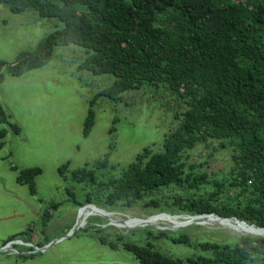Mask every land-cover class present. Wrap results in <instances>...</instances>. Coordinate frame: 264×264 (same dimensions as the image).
<instances>
[{"label":"trees","instance_id":"1","mask_svg":"<svg viewBox=\"0 0 264 264\" xmlns=\"http://www.w3.org/2000/svg\"><path fill=\"white\" fill-rule=\"evenodd\" d=\"M0 5L12 14L32 12L58 23L33 50L19 52L10 64L0 61V83L4 73L21 77L45 66L56 47L74 46L85 54L80 70L113 77L96 98L121 102L127 96L130 102L138 93L172 112L175 125L157 151L144 147L126 166L111 164L108 154L70 173L67 164L60 166L59 175L83 192L68 191L74 206L142 207L212 220L216 217L201 215H215L264 229V0H0ZM94 103L95 98L89 101L84 137L94 126ZM0 124L20 133L1 105ZM5 134L0 130V139ZM198 145L230 152L225 180L187 164L186 153ZM11 170L17 184L36 196L40 169ZM55 207L44 210L43 225ZM86 232L110 250L129 252L138 264H264L263 237L219 244L194 242L184 231ZM17 238L31 241L23 231L2 246ZM165 240L198 253L173 257L157 245Z\"/></svg>","mask_w":264,"mask_h":264},{"label":"rangeland","instance_id":"2","mask_svg":"<svg viewBox=\"0 0 264 264\" xmlns=\"http://www.w3.org/2000/svg\"><path fill=\"white\" fill-rule=\"evenodd\" d=\"M56 25L55 19H42L32 12L12 14L5 5H0V61L10 64L19 52L33 50ZM84 58V51L78 47H56L43 67L21 77L4 73L0 105L20 133L14 134L8 125L0 124V130H6L0 139L3 143L0 148V249L1 241L17 232L29 231L32 240L22 239L28 246H15L16 254L0 251V264H138L129 252H112L91 239L86 231L94 228L123 234L144 229L184 231L194 242L205 240L219 244L234 242L243 236L259 237L254 233L236 232L247 226L231 220L220 222V226L188 223L191 216L158 213L142 207L105 211L94 205L74 206L68 191L83 192L80 186L59 175L60 166L67 164L66 172L70 173L106 154L111 164L126 166L144 147L157 151L164 134L175 125L172 112L150 100L148 95L137 93L130 102L127 96H122L121 102L96 98L113 77L93 76L80 70ZM93 98L94 126L84 137L83 124ZM209 148L198 145L188 151L187 164H196L197 171L206 172L210 178L225 180L232 167L231 154ZM209 153L213 155L210 157ZM11 166L18 170L40 169L34 179L36 196H31L25 185L17 184V172ZM172 194L173 190L168 191L167 199ZM52 204L56 207L43 225L42 213ZM148 222L151 224L143 225ZM70 233L69 238L42 253L23 255L31 248L29 245L42 248ZM157 245L162 252L178 258L198 253L193 247L166 240Z\"/></svg>","mask_w":264,"mask_h":264},{"label":"bare ground","instance_id":"3","mask_svg":"<svg viewBox=\"0 0 264 264\" xmlns=\"http://www.w3.org/2000/svg\"><path fill=\"white\" fill-rule=\"evenodd\" d=\"M203 216H208V215H203ZM104 218H107V217H105V216H103ZM209 217H215V216H209ZM192 218H194V217H191L190 218V220H188L187 222L188 223H194V222H205V223H208V224H217V225H220V226H222V224L220 223V221L218 220V219H216V218H213L215 221H211L210 219H207V218H203V217H196V218H194V219H192ZM221 220H226V219H221ZM226 221H230V220H226ZM149 224H151V223H145V224H143V225H149ZM238 225H245V224H238ZM245 226H247V227H250V228H252V229H248L247 227L246 228H243V229H241V230H238V231H236V232H239V233H241V234H249V233H254L256 236H259V237H263L264 236V230H262V229H259V230H257L255 227H253V226H248V225H245Z\"/></svg>","mask_w":264,"mask_h":264},{"label":"built area","instance_id":"4","mask_svg":"<svg viewBox=\"0 0 264 264\" xmlns=\"http://www.w3.org/2000/svg\"><path fill=\"white\" fill-rule=\"evenodd\" d=\"M28 244H31V243H28ZM15 246H23V247H26L28 246L26 243H24V241L22 239H13V240H10L8 241L4 246L1 247L2 249V252H7L9 254H16L18 253L17 250L14 248ZM31 246V249L30 251H27V253H23V255H33L36 253L38 247H34L32 245H29Z\"/></svg>","mask_w":264,"mask_h":264},{"label":"water","instance_id":"5","mask_svg":"<svg viewBox=\"0 0 264 264\" xmlns=\"http://www.w3.org/2000/svg\"><path fill=\"white\" fill-rule=\"evenodd\" d=\"M201 216H203V215H201ZM208 216H212V215H208ZM193 217H196V216H193ZM216 217H218V216H216ZM219 219H226V220H235V221H238L237 219H234V218H222V217H218ZM239 222V221H238ZM241 223H243V222H241ZM245 224V223H244ZM258 229H260V228H258ZM262 230H264V229H262ZM76 231V230H75ZM73 233V232H72ZM71 236V233L70 234H66L65 236H63V237H61V238H59V239H57V240H55V241H53V242H51V243H49L48 245H46L45 247H42V248H38L37 249V251H36V253H42V252H44V251H46L49 247H51V246H53L54 244H56V243H58V242H60V241H63L64 239H66V238H69ZM264 238V237H263ZM0 251H2V249H0Z\"/></svg>","mask_w":264,"mask_h":264},{"label":"crops","instance_id":"6","mask_svg":"<svg viewBox=\"0 0 264 264\" xmlns=\"http://www.w3.org/2000/svg\"><path fill=\"white\" fill-rule=\"evenodd\" d=\"M21 232H23V231H21ZM17 233H19V232H17ZM17 233H15V234H17ZM12 235H14V234L7 235L1 242H3L6 238H8L9 236H12ZM31 240H32V238H31ZM28 242H31V241L28 240ZM112 252H113V250H112ZM114 252H117V251H114Z\"/></svg>","mask_w":264,"mask_h":264}]
</instances>
